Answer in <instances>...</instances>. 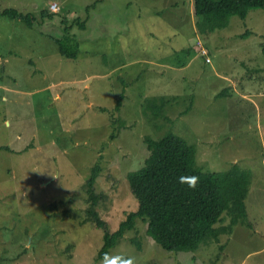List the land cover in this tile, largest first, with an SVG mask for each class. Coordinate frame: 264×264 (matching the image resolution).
I'll return each instance as SVG.
<instances>
[{"label": "rangeland", "instance_id": "374dc122", "mask_svg": "<svg viewBox=\"0 0 264 264\" xmlns=\"http://www.w3.org/2000/svg\"><path fill=\"white\" fill-rule=\"evenodd\" d=\"M6 8L42 23L0 15V264H103L86 181L99 166L96 211L115 232L137 210L127 175L148 157L144 138L169 132L205 172L251 173L248 218L193 253L162 249L137 219L110 258L264 264L263 10L210 31L193 0H0ZM77 19L80 55L67 59L53 38ZM160 97L153 117L146 102ZM230 223L224 213L216 227Z\"/></svg>", "mask_w": 264, "mask_h": 264}, {"label": "trees", "instance_id": "16d2710c", "mask_svg": "<svg viewBox=\"0 0 264 264\" xmlns=\"http://www.w3.org/2000/svg\"><path fill=\"white\" fill-rule=\"evenodd\" d=\"M250 10L264 11V0H193L195 17L201 22L205 21L210 31L226 28L232 16L245 20ZM0 15L11 20H21L28 27L42 23V19L39 21L34 15L24 14L17 8H6L0 11ZM46 16L52 17V14ZM86 21L77 19L70 26L67 20L63 21L66 35L53 38L61 56L67 59L79 57L80 44L71 35V30L75 25L85 29ZM122 97L123 94L118 99L117 111L121 108ZM165 104L164 97L148 99L145 110L150 111L153 117H160L164 113ZM144 144L148 157L141 168L127 175L137 210L129 213L115 232L107 230L106 223L96 211L99 194L95 185L99 177V166L93 169L91 177L86 181L90 204L87 210L88 221L105 230L104 243L97 260H104L105 253L110 258L111 250L119 244L126 232L134 229L137 219L147 223V236L162 249L193 253L202 244L213 240L218 242L220 235L231 233L234 226L248 218L245 200L252 179L249 171L233 166L226 171L205 172L197 165L196 149L171 132L157 140L145 137ZM181 177H199V183L193 190L187 183L180 182ZM224 213L231 217V223L228 227L217 228ZM135 244L139 250V243Z\"/></svg>", "mask_w": 264, "mask_h": 264}, {"label": "clouds", "instance_id": "9594fccd", "mask_svg": "<svg viewBox=\"0 0 264 264\" xmlns=\"http://www.w3.org/2000/svg\"><path fill=\"white\" fill-rule=\"evenodd\" d=\"M181 183H187L190 189H195L197 184L199 183V177H191V178H180ZM103 264H133V260L131 258L122 259L120 257H112L109 258L108 254H104V262Z\"/></svg>", "mask_w": 264, "mask_h": 264}, {"label": "built area", "instance_id": "2783aa9c", "mask_svg": "<svg viewBox=\"0 0 264 264\" xmlns=\"http://www.w3.org/2000/svg\"><path fill=\"white\" fill-rule=\"evenodd\" d=\"M53 10L54 11H58L59 10V6L57 4H53ZM203 54L207 56V52L204 51Z\"/></svg>", "mask_w": 264, "mask_h": 264}]
</instances>
